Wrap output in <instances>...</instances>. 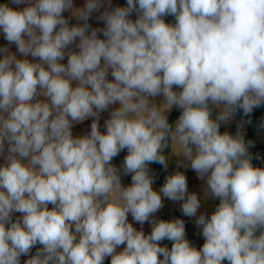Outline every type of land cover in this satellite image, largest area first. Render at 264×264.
<instances>
[{
  "label": "clouds",
  "instance_id": "obj_1",
  "mask_svg": "<svg viewBox=\"0 0 264 264\" xmlns=\"http://www.w3.org/2000/svg\"><path fill=\"white\" fill-rule=\"evenodd\" d=\"M127 5L103 14L100 39L96 29L86 35L99 0H88L77 13L85 24L72 27L62 17L72 0H37L22 11L0 4L6 40L40 61L0 59V152L9 144L8 163L0 167V264H19L37 243L43 248L26 264H103L106 256L111 264H264V169L252 165L243 135L219 131L234 109L248 115L264 104V0ZM134 11L135 22L128 19ZM165 15L176 24H166ZM76 38L79 52L60 64ZM109 69L115 82L106 78ZM38 87L50 103H32ZM159 94L165 103L150 105L148 97ZM116 102L106 134L94 121L89 135L72 136V122ZM210 103L223 105L215 120ZM173 105L182 109L174 128L165 115ZM169 137L220 199L210 218L197 221L205 238L200 250L185 239L181 220L152 221L148 236L127 222L131 213L143 224L162 207L147 165L167 167L162 149ZM124 149L125 174H133L127 188L111 164ZM161 192L183 200L185 215L200 207L181 173L168 177ZM13 211L24 214L22 224L11 222ZM164 239L173 241L171 250L159 246Z\"/></svg>",
  "mask_w": 264,
  "mask_h": 264
},
{
  "label": "crops",
  "instance_id": "obj_2",
  "mask_svg": "<svg viewBox=\"0 0 264 264\" xmlns=\"http://www.w3.org/2000/svg\"><path fill=\"white\" fill-rule=\"evenodd\" d=\"M36 2L37 0H24L23 3L15 4L12 2V0H0V4H7L10 8L17 11H22L26 7L34 6ZM87 2L88 0H72V8L62 13V17L68 21L69 27L83 26L85 24V21L79 19L77 13L79 10H83L85 8ZM99 2L101 6L98 9L93 10L89 15L88 20L86 21V23L89 26L86 31V35H90L91 31L93 29H96L98 30L97 31L98 38L105 39L102 31L106 27V22L102 19L103 14L106 12H112L116 8H126L128 5H127V0H99ZM139 15L140 13L138 11H134L129 15L128 19L135 22L139 18ZM162 19L166 24L172 26L176 24V17L174 15H165L162 17ZM58 30H59V25L56 28V31ZM37 34L39 35L38 30H37ZM24 38L27 39L26 36ZM78 44H79V38H76V40L73 43L69 44L64 49V58L62 60H59L58 62L60 64L67 66L69 55L71 53L79 52ZM6 54L15 55L16 58L19 60L26 59L30 63L40 62L38 58H33L31 55L24 56L23 54H21L18 51L17 45L15 43H9L6 40L3 31L0 30V59H2ZM103 63L104 61L102 59L101 66H103ZM43 66L45 67V69H47L48 67L46 64ZM111 71H112L111 69L108 70V74L106 78L109 82H115L114 77L111 75ZM71 86L73 88L78 86V81H72ZM173 91L179 93L180 91H182V89L174 85ZM39 93H40V89L38 87V94L35 97V99L32 101V103L35 102L50 103L48 97ZM148 99L150 105H155L158 108L165 103V98L163 94H159L155 97H148ZM119 107H120L119 102H116L114 104L109 105L106 110L100 111L98 113V116L88 117L82 122H72V127H71L72 136L76 138V137H83L89 135L91 132V124L94 121L98 122V130L101 132V134H106V121L110 119L111 113L114 110L118 109ZM209 108L211 111V118L215 120L222 111L223 105L222 104L212 105L210 103ZM178 110L181 109L173 105L169 110L165 112L167 119L173 112ZM260 118H261V125L259 126V128L255 133V138L263 147L262 162L264 166V108L260 112ZM219 131L221 134L227 132L232 136H236L238 134L243 135L245 143L246 145H248L247 121L235 115L234 113L227 121L220 123ZM8 149H9V144L7 140H5L3 151L0 152V167L6 166L8 163L7 160V157L9 155ZM193 151H195V146H193ZM179 152H180L179 145L175 141L172 142L170 137L169 157L166 162L167 167L165 168V166L161 164H153V163H149L147 165L148 174L153 181L152 188L154 191H156L158 194L161 195L162 207L157 212L152 214L149 217V220L144 222L143 224L136 222L133 219L131 213H128L127 215V222L130 223L136 231L143 232L145 236H148L151 234L153 230L152 221L171 222L175 220H181L183 221L185 227V239L188 240L191 246H193L197 250H200L201 249L200 234L202 231V226L199 225L197 221L201 215L205 216L206 218H210V216L215 212L216 208L218 207L220 203V199L214 197L211 194L207 185V176L201 178L199 174L191 168L190 161L187 160L183 155H180ZM248 154L251 157V151L249 149V145H248ZM127 155H128V150L124 149L120 151L119 154L115 156L111 161L112 166L115 167L118 171V174L120 176V183L123 188H127L132 184L133 174L132 173L125 174L124 171V161ZM23 163H27L26 158L23 160ZM176 173H181L185 175L187 181V194H196L199 199L200 207L197 209L196 214L193 216H188L183 213L182 211V205L184 203L183 200L173 201L165 197L161 192V189L166 183L167 178ZM53 208L54 205L48 204L49 210H53ZM23 215H24L23 213L13 211L11 213V222L19 221L22 224ZM9 225L10 224H6V227H8ZM71 230L73 232L75 231L74 225ZM259 234L260 233L258 231L257 235ZM77 239H79V234H77ZM158 243L160 247H165L169 250H171L173 246V241L168 239H164ZM125 247L126 244L117 246V248L115 249V253L118 254L122 252ZM42 248L43 246L37 243L35 246H33L30 249L27 255L22 254L19 257V264H26V261L32 258L33 256H35L37 252ZM111 259H112L111 256H106L103 260V264H111ZM223 264H228V262L224 261Z\"/></svg>",
  "mask_w": 264,
  "mask_h": 264
},
{
  "label": "trees",
  "instance_id": "obj_3",
  "mask_svg": "<svg viewBox=\"0 0 264 264\" xmlns=\"http://www.w3.org/2000/svg\"><path fill=\"white\" fill-rule=\"evenodd\" d=\"M264 108V104H261L259 107H256L252 110V112L248 115H244L243 110L236 108L234 109L233 113L247 121L248 125V145L251 151V161L252 165L257 168L264 169L263 162H262V145L257 141L255 138V133L259 126L261 125V118L260 112ZM182 114V109L173 112L169 118L168 122L170 125L175 126L176 121L179 119L180 115ZM169 150H170V137L168 138V146L162 149V154L166 157V162L169 157ZM153 164H160L153 162ZM10 227V225L8 226ZM159 259H163V256L160 255Z\"/></svg>",
  "mask_w": 264,
  "mask_h": 264
},
{
  "label": "built area",
  "instance_id": "obj_4",
  "mask_svg": "<svg viewBox=\"0 0 264 264\" xmlns=\"http://www.w3.org/2000/svg\"><path fill=\"white\" fill-rule=\"evenodd\" d=\"M204 243H205V238L203 237L202 231H201V234H200V245H201V248L203 247Z\"/></svg>",
  "mask_w": 264,
  "mask_h": 264
}]
</instances>
